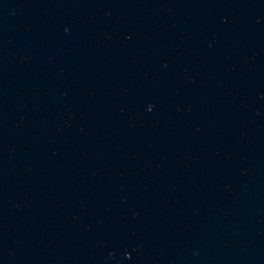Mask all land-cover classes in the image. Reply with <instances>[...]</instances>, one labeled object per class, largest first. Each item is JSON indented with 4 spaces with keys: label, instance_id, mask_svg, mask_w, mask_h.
Instances as JSON below:
<instances>
[{
    "label": "water",
    "instance_id": "obj_1",
    "mask_svg": "<svg viewBox=\"0 0 264 264\" xmlns=\"http://www.w3.org/2000/svg\"><path fill=\"white\" fill-rule=\"evenodd\" d=\"M0 264H264V0H0Z\"/></svg>",
    "mask_w": 264,
    "mask_h": 264
}]
</instances>
